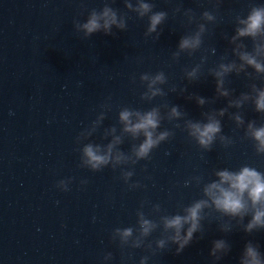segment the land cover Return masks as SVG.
Instances as JSON below:
<instances>
[{"label": "water", "instance_id": "obj_1", "mask_svg": "<svg viewBox=\"0 0 264 264\" xmlns=\"http://www.w3.org/2000/svg\"><path fill=\"white\" fill-rule=\"evenodd\" d=\"M152 2L154 11L169 13L158 40L144 37L147 18L137 19L134 13L128 14L127 31L113 29L115 35L95 33L85 40L74 31L73 20L83 21L87 10H99L104 0H0V264H101L106 252L113 254L111 264H120L119 249L109 241L110 232L117 226H134L142 200L150 202L146 212L151 204L159 203L168 214H175L178 205L200 197L199 187H184L192 176L203 175L207 182L214 178L210 176L213 169H236L244 163L264 171V156L254 153L251 141L241 139L243 129L234 130L227 115L222 118L223 133L232 136L234 144L225 148L217 142L210 152H203L175 129V136L155 149L150 160L134 166L129 183L139 181L141 188L128 189L117 179L119 170L106 167L91 172L78 167L75 138L109 98L111 111L90 138L95 143H107L101 140L103 128L117 123L121 106L147 110L167 102L180 105L194 119L200 118L201 111L225 106L226 101L219 99L201 109L185 99L189 93L214 96L213 79L206 75L188 84L184 95L168 89L187 84L183 69L198 63L201 55L208 56L205 73L214 66L228 47L221 33L232 34L231 17L245 13L249 0H222V21L205 35L200 51L191 57L182 55L178 62L171 61V52L180 36L194 26H187L179 15L172 16L176 0ZM180 2L197 16L211 8L208 0ZM111 7L123 11V0H113ZM212 47L217 50L215 55L206 51ZM161 70L168 77V84L162 86L168 94L142 102L139 75ZM133 76L136 83L130 80ZM228 80L235 95L248 90L250 81L242 75H230ZM255 82L259 86L260 81ZM240 111L246 121L262 119L250 104ZM162 127L171 128V124L165 121ZM121 148L128 150L127 139ZM69 177V191L55 187L58 180ZM81 180L87 184L81 185ZM220 222L209 217L203 222L202 238L194 234L193 242L180 254H175L173 245L148 264H210L211 241L220 238L230 243L231 251L218 264H237L249 239L264 253V231L247 236L234 229L224 234L218 230ZM158 236L159 231L149 239ZM132 253L129 264H137L146 254L141 249Z\"/></svg>", "mask_w": 264, "mask_h": 264}, {"label": "clouds", "instance_id": "obj_2", "mask_svg": "<svg viewBox=\"0 0 264 264\" xmlns=\"http://www.w3.org/2000/svg\"><path fill=\"white\" fill-rule=\"evenodd\" d=\"M112 2L113 0H104L99 10H87L83 21L74 19V31L82 34L85 40L95 33L115 35L113 29L127 31V20L131 18L128 14L134 13L137 19L147 18L144 37L159 39L162 33L160 26L169 16L167 11H154L155 4L152 0H123V11L111 7ZM208 3L211 8L197 16L192 8H184L180 0H176L171 9L172 16L179 15L187 26L194 27L180 36L170 55L172 62H178L182 55L191 57L200 51L205 35L222 21L219 15L222 0H208ZM231 23L232 34L221 33V38L227 41L228 47L214 66L208 67L205 73L204 66L208 56L201 55L198 63L183 69V78L187 84L179 89L172 85L168 89L184 95L188 84L198 82L206 75L213 79L214 96L207 98L189 93L185 99L194 101L201 109L224 99V107L201 111L200 118L194 119L180 105H169L167 102L156 104L147 110L121 106L117 112V123L103 128L101 140H107V143H95L90 138L101 128L107 112L111 111L109 98L99 105L101 110L95 119L75 138L79 145L78 167L87 168L91 172H99L106 167L114 172L119 170L117 179L122 180L128 189L141 188L143 185L139 181L129 183L135 175L134 166L142 160H150L155 149L175 136V129L185 133L186 138L203 152H210L217 142L225 148L234 144V138L223 133L222 118L226 115L235 125L234 130L243 129L241 139L251 141L254 153L264 156V3L249 0L247 11L233 15ZM245 40L250 44H246ZM206 51L215 55L217 50L212 47ZM230 75H242L245 80L250 81L246 85L248 90L235 95V89L227 86ZM138 79L143 87L139 96L142 102L151 103L154 98H164L168 94L162 87L168 84L164 71L143 72ZM130 80L136 83L135 76ZM257 80L260 81L259 86L255 82ZM249 104L252 111L262 118L259 122L256 119L245 120L240 109ZM230 109L236 111H229ZM165 121L171 124V128L162 127ZM126 139L129 141V148L124 151L121 145ZM210 176L214 178L207 182L203 175H195L184 181V187L192 184L199 187L200 197L188 205H178L175 214H168L159 203L151 204L146 212L145 206L150 202L142 200L135 212L134 226L114 227L109 241L119 249L120 264H129L133 257L132 250L135 249L146 253L140 256L137 264H148L158 252L173 245L175 254H180L193 242L194 234L199 233V238L203 237V222L209 217L221 221L218 230L224 234H229L234 229H239L247 236L264 231V171L244 163L236 169H213ZM71 182V177L60 179L55 187L66 192L70 190ZM80 184L86 185L87 180H81ZM157 231L159 236L149 239ZM230 251L231 245L226 239L211 241L208 252L210 264H218ZM112 260L113 254L106 252L101 264H111ZM237 264H264V253L261 252L260 245L254 240H247Z\"/></svg>", "mask_w": 264, "mask_h": 264}]
</instances>
